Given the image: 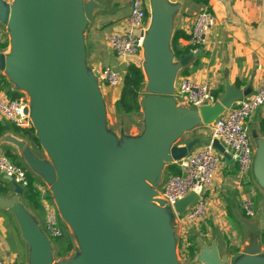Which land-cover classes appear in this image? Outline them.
<instances>
[{"label":"water","instance_id":"water-1","mask_svg":"<svg viewBox=\"0 0 264 264\" xmlns=\"http://www.w3.org/2000/svg\"><path fill=\"white\" fill-rule=\"evenodd\" d=\"M180 6L171 0H149L150 23L141 68L147 80L144 90L150 95H176L179 75L199 54L177 57L173 49ZM95 8L96 4L82 0H0V23L11 31L14 45L9 59L0 55V72L7 71L18 87L32 91L33 105L25 113L31 117L43 149L55 156L57 172L33 156L32 167L50 181L58 179L63 204L77 223L83 258L71 262L175 264L170 214L184 215L197 196L189 194L174 211L158 199L151 184L156 181L158 185L163 168L187 158L202 141L173 145L187 126L160 133L151 109L152 98L146 100L149 130L142 142H125L118 147L106 134L99 73L91 72L88 77L84 63L83 32ZM231 100L229 95L221 104L200 108L205 125L213 127L220 121ZM213 146L224 159L235 161L219 140L214 139ZM253 171L264 190V142L256 150ZM6 178L13 186V195L0 197V208L16 216L30 248V264H53L52 240L20 201L24 188ZM154 206L170 211L160 217ZM247 227L253 233L259 231L256 223L248 222ZM199 242L202 247L197 263L231 264L229 256L220 254L217 240ZM249 257L243 256L235 264L264 263Z\"/></svg>","mask_w":264,"mask_h":264},{"label":"crops","instance_id":"crops-1","mask_svg":"<svg viewBox=\"0 0 264 264\" xmlns=\"http://www.w3.org/2000/svg\"><path fill=\"white\" fill-rule=\"evenodd\" d=\"M7 1L12 3L13 0ZM82 1L96 4L92 21L87 24L83 32L86 65L90 72L97 73L105 67H113L114 64L127 69L133 63L141 67L143 53L137 57L120 59L106 41L110 33L126 31L132 0ZM171 1L181 5L175 19V33L182 35L177 44L178 48L186 53L184 55L191 54L189 38L194 16L205 8H209L216 19V25L207 35L206 44L197 51L199 54L191 65L183 70L185 75L180 74L179 76H188L197 83L208 85L218 104L231 95L232 100L230 105L225 107V114L255 95L264 83V0H209L208 4L194 0ZM3 30H6V34L1 33L0 46L7 41L8 47L0 49V55L9 59V56L13 55V37L8 27H0V31ZM126 73L127 70L124 77ZM146 82L145 77V87ZM122 88L123 86L119 89H112L99 82L101 94H107L103 98L106 105H109V116L116 113L117 101L121 97ZM144 89L140 97L142 125L132 127L124 143H139L146 138L149 130L146 100L149 98L153 99L151 109L160 133L187 126L173 145L186 146L195 139H200L202 141L200 145H202L212 139V126L205 125L203 122L201 109L186 104L177 94L174 96L150 95ZM16 94L24 96L23 90L12 81L7 71L0 72V98L11 100L15 99ZM263 117L264 108H261L250 121L248 129H254L260 125ZM0 128L3 129L0 135V155H6L9 152L18 162H22L25 168L33 171L30 175L38 185L39 182L35 178L39 176L35 175L32 162L39 161L38 157H42L44 152L35 149L29 138L12 130L10 123L6 120L0 119ZM162 173L165 177L168 173V178L172 176L168 171V166L163 168ZM245 178L239 176L236 161L224 159L223 166L217 172L213 185L207 192L209 205L207 218L199 225L191 228L185 227V230L181 231L189 247L191 245L189 243L190 234L195 237L192 245L198 249L196 258L202 247L199 239L206 244L217 240L220 254L229 256L231 264L237 263L243 256H253L255 252L250 250L254 247L258 248V254L264 253V246L261 244V234L264 229L261 230L258 222L247 219L242 207V200L250 197ZM251 182L259 192L264 194L256 178L254 181L251 179ZM5 186L9 189L8 193L0 194V197H12V184L9 185L8 179L0 175V187ZM30 209L32 210V212L28 210L30 215L44 231L46 220L43 209V217L34 212L39 210L31 206ZM248 222L256 223L259 231L251 232L247 227ZM189 247L184 246L181 251L188 252V257L191 258ZM0 253L7 261L14 264L20 257L24 264H30V248L22 238L17 218L9 210L2 208H0Z\"/></svg>","mask_w":264,"mask_h":264},{"label":"built area","instance_id":"built-area-1","mask_svg":"<svg viewBox=\"0 0 264 264\" xmlns=\"http://www.w3.org/2000/svg\"><path fill=\"white\" fill-rule=\"evenodd\" d=\"M149 23V0H132L126 31L110 33L106 38L108 45L118 58L137 57L143 53ZM215 25L216 19L209 8H205L194 16L189 38L191 53H196L206 44L207 35ZM98 73L99 82L109 88L119 89L124 84V76L112 67H105ZM176 94L183 102L196 109L214 105L217 102L208 85L197 83L188 76L178 77ZM29 107L25 97L11 100L0 98V119L20 128H30L33 122L31 117L25 113ZM261 108H264V83L255 95L224 114L223 118L212 127L213 135L209 142L198 146L187 158L176 164L181 173L168 178L161 192L162 199L175 211V205L189 194L195 193L197 196L187 213L179 215L175 212L178 219L197 226L209 214L207 192L212 187L216 174L224 161L223 155L213 146L214 139L219 140L228 153H232L241 178L253 171L256 149L250 141L248 126ZM0 175L11 178L22 186L24 194L30 186L29 172L5 155H0ZM242 207L247 219H255L257 211L251 197H245L242 200ZM42 209L46 220L45 234L50 239L65 238L67 233L60 224L61 216L58 210L44 200ZM0 264L13 263L3 260L0 254Z\"/></svg>","mask_w":264,"mask_h":264},{"label":"rangeland","instance_id":"rangeland-1","mask_svg":"<svg viewBox=\"0 0 264 264\" xmlns=\"http://www.w3.org/2000/svg\"><path fill=\"white\" fill-rule=\"evenodd\" d=\"M1 28H4V26L1 25ZM1 33H2V35L6 34V30L0 31V35H1ZM0 37L2 38V36H0ZM84 46H85V43H84ZM84 63H85L86 74L89 77L91 75V72H90L89 68H87V65H86V55H85ZM112 68L119 71L122 76H124V74L127 70L126 67L119 66L116 64H114ZM191 79H193V78H191ZM103 85L105 86V84H103ZM23 95H24L23 97L26 98L29 106L32 107V105H33L32 98H30L26 94V92H24V91H23ZM103 96L106 97L107 94H104V95L101 94V98H102V101L104 103V111H105L104 130L108 136H110L112 139H114L116 141V143H118L117 144L118 147H121V145L124 143V140L128 139L127 135H129L132 127H135V126L141 127L142 117H141V115L140 116H126L124 114L119 113L117 110V107H116V113L113 115L111 114L109 116V111H108L109 105H106L107 103H106L105 99L103 98ZM32 126L34 127V124H32ZM36 133H37V131H36ZM248 134H249V138H250L252 145L254 146V148L256 150H258L260 145L264 142V131H261L260 125H258L254 129H252V128L248 129ZM42 149H43V147H42ZM43 152H44V155L42 157H38L39 162L44 164L46 167H47V165L52 166L54 171L57 172V166H56L55 160L51 159L49 157V155L47 154L48 152H46V150L43 149ZM11 160L14 163H16V164L19 163L21 166L24 167L22 162H20V161L18 162L17 159L11 158ZM25 169L27 171L29 170L28 171L29 174H31V172H33L29 168H25ZM167 174L168 173H166V177H165V175L163 176V173L161 174L160 182L158 185H156V181L151 184V189H154L158 193V199H162L161 192L163 191V187L168 180ZM32 175H34V174H32ZM35 175H38L39 177H41V178L36 177L35 179L39 182L38 186H39V189H41L42 193L44 194L45 191L48 190L51 194V200L46 199L44 196H43V198H44L43 200L47 201L50 205L54 206L58 210L57 205H56V196L54 194V189L59 187L58 179L56 178V180L50 181V180H48L50 177H47L48 178L47 179L44 175L37 173V172H35ZM245 177H246L245 180H247V186H246L247 191L250 194V197L252 198V200L254 202L256 211L258 212L257 216L253 220L255 222H258V224L262 230V229H264V194L259 192L252 185L251 179H253V181H254V178H255L254 177V171H252L250 174L246 175ZM45 179H47V180H45ZM9 185H11L10 182H9ZM20 201L23 203V205L30 212H32L29 204L24 200V196L20 199ZM42 201H41V205H42ZM157 210H159L158 214L160 217L166 216V214H168V211H170V209L167 211V210H162L160 208H156L154 206V211L156 213H157ZM34 212H37V214H39L41 217H43L42 206L39 209V211H34ZM58 212H59V210H58ZM59 215H60V212H59ZM61 219H60V224L66 230L67 235L65 238H63L61 240L51 239L52 245H53V264H59L60 262H69V261H72L74 258H77V259L83 258V248L81 246V243H80V240H79L77 233L72 232L69 229V227L67 226V224L66 223L64 224ZM168 223H169L170 233L172 235L174 252L176 254L177 263L178 264H199L196 261L195 262L192 261L191 258L188 257V252H182L181 251L184 246L189 247V245H187V240L184 241L181 231L185 230L184 229L185 227L191 228L194 226L190 225L189 223H187L183 219H178L177 216L176 215L173 216V214H170V218H169ZM172 224H174V227H172ZM42 228H43V224H42ZM175 228H178V231H176ZM189 237H190L189 243L192 245L195 241L194 240L195 237L193 236V234H190ZM70 244L72 245L71 246L72 248H71V252H68L67 250H68ZM250 251H254L255 254L253 256H250L247 259L264 260V253L258 254V248L257 247L252 248ZM1 256H2V254H1ZM2 258H3V260L7 261L3 256H2ZM245 259L246 258L241 259V261L245 260ZM8 262H10V261H8ZM10 263H13V262H10ZM15 264H24L22 257L17 259L15 261Z\"/></svg>","mask_w":264,"mask_h":264},{"label":"trees","instance_id":"trees-1","mask_svg":"<svg viewBox=\"0 0 264 264\" xmlns=\"http://www.w3.org/2000/svg\"><path fill=\"white\" fill-rule=\"evenodd\" d=\"M194 1L202 2L204 4L209 3V0H194ZM180 37H182V35L176 32L174 34L172 41V46L177 57L186 54L185 52L181 51L178 48L177 43ZM0 42H1V37H0ZM7 47H8V42L6 41L1 44L0 49H5ZM184 73L185 71H182L181 74L185 75ZM144 87H145V75L142 68L138 64L135 63L130 64L127 69V73L124 77V84L121 92V97L117 101L118 112L126 116H140L141 115L140 97ZM21 96L22 94H16L14 98H20ZM10 128L14 130L16 133L20 134L21 136L29 138L30 142L35 147V149L43 151L40 140L36 134V129L33 126L30 128H20L17 127L16 125L10 124ZM260 128L261 131H264V117L260 123ZM2 132L3 129L0 128V135L2 134ZM5 156H7L10 159L14 158L9 152ZM168 171L172 175H177L181 173L179 167L176 164L169 165ZM8 190L9 189L6 186L0 187V194H6L8 193ZM43 196L46 199L51 200L50 192L46 190L45 193L43 194L41 189H39V186L36 184V181L30 175V186L24 194L25 201L35 210H39L42 206L41 201L43 199ZM261 244L264 246V232L261 234ZM71 246L72 245L70 244L67 250L68 252H71V248H72ZM197 252L198 249H196L195 245L189 247V254L192 261L196 259Z\"/></svg>","mask_w":264,"mask_h":264},{"label":"bare ground","instance_id":"bare-ground-1","mask_svg":"<svg viewBox=\"0 0 264 264\" xmlns=\"http://www.w3.org/2000/svg\"><path fill=\"white\" fill-rule=\"evenodd\" d=\"M24 92H26V94L32 98V91L30 89H23ZM45 146V145H44ZM49 155V157L51 159H54L55 160V156L48 152L47 153ZM54 194L56 196V205H57V208L60 212V215L62 217V219L65 221V223L67 224V226L69 227V229L72 231V232H77L78 230V227H77V223L76 221L74 220V218L72 217L71 213L68 212V210L65 208L64 204H63V196L61 193H59L58 191V188H55L54 189ZM151 200H154V199H151ZM175 264H177V261L175 260ZM73 263H76L78 264L77 262H66V264H73ZM257 264H264V263H257Z\"/></svg>","mask_w":264,"mask_h":264}]
</instances>
